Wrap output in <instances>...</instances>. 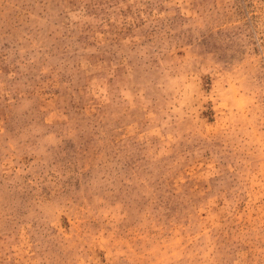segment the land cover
<instances>
[{"label":"rangeland","instance_id":"1","mask_svg":"<svg viewBox=\"0 0 264 264\" xmlns=\"http://www.w3.org/2000/svg\"><path fill=\"white\" fill-rule=\"evenodd\" d=\"M0 264H264V0H0Z\"/></svg>","mask_w":264,"mask_h":264}]
</instances>
